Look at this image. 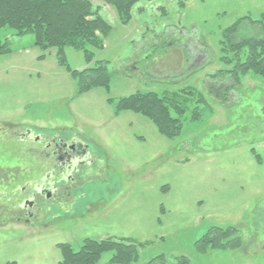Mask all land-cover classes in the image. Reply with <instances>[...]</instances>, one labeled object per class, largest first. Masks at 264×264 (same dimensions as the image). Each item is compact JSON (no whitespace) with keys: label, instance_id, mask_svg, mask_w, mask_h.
Segmentation results:
<instances>
[{"label":"rangeland","instance_id":"1","mask_svg":"<svg viewBox=\"0 0 264 264\" xmlns=\"http://www.w3.org/2000/svg\"><path fill=\"white\" fill-rule=\"evenodd\" d=\"M92 2L113 31L103 50L91 49V63L68 47V67L56 48L35 47L32 35L1 32L12 53L0 57V216L11 214L9 200L17 208L28 198L25 182L52 167L45 146L25 138L26 130L32 138L80 141L91 158L73 191L60 196L68 201L62 214L51 217L49 202L37 220L3 218L0 264H60V245L78 250L88 238L143 244L134 264L160 255L166 264H264V79L248 71L232 92L223 90L231 80L220 88L210 81L246 61L251 44L240 45L263 44L264 24L257 22L264 0H141L128 24L104 0ZM235 25L230 42L226 32ZM100 61L110 71V90L78 96L71 71ZM139 92L187 100L180 136H163L133 111L115 113L120 98ZM228 226L237 227L240 248L199 251L210 229Z\"/></svg>","mask_w":264,"mask_h":264},{"label":"trees","instance_id":"2","mask_svg":"<svg viewBox=\"0 0 264 264\" xmlns=\"http://www.w3.org/2000/svg\"><path fill=\"white\" fill-rule=\"evenodd\" d=\"M104 1L116 11L120 22L128 24L132 21L133 11L141 0ZM99 11L100 8H95L92 0H0V57L12 53L9 38L1 37L2 30L8 29L15 37L32 35L35 47L44 52L50 48H56L61 64L68 66L65 61V49L68 47L82 51L87 62L91 63L94 60L91 56L94 55L91 49L103 50L105 40L113 31L110 23L103 19ZM257 23L264 24V19ZM237 26H233L226 32V38L230 39V42L235 36ZM261 32L264 33L262 30ZM248 43L251 44V48L245 62L238 60L235 68L223 71V74L226 75H223L224 77L221 75L210 77L211 80H209L217 83L218 88H220V82L228 79L232 83L225 85L223 90L232 92L233 89L239 87V76L248 71H253L254 74L264 79V42L261 44L248 41L240 45L238 49L243 48V45L247 46ZM167 56L165 54L163 60L166 65H169ZM39 59H43V56ZM103 63L104 61H100L82 72L71 71L78 87V96L90 91L93 87L110 90V71L107 63ZM162 63L164 62L162 61ZM209 89L216 95V88L210 86ZM191 92L194 93V91ZM182 105L186 107L187 100H183L175 93L160 95L156 92H139L120 98L116 102L114 110L116 114L123 111L141 114L150 119L163 136L173 139L180 136L183 128L181 118L189 110L188 107L182 108ZM197 115L194 116V119L198 118ZM255 157L257 156L255 155ZM241 243L242 237L237 227L232 226L213 227L197 242L200 252H205L208 249L233 250L240 248ZM142 246L143 244L129 240L117 241L110 238L93 240L88 238L83 241L78 250L69 244L60 245L63 252L60 264H96L107 253L113 254L107 264H134L139 261V249ZM187 262L182 258L181 264H187ZM166 263L167 257L160 255L146 264ZM6 264L18 263L13 261Z\"/></svg>","mask_w":264,"mask_h":264},{"label":"flooded vegetation","instance_id":"3","mask_svg":"<svg viewBox=\"0 0 264 264\" xmlns=\"http://www.w3.org/2000/svg\"><path fill=\"white\" fill-rule=\"evenodd\" d=\"M26 131L27 136L25 138L33 139L34 144L41 143L45 146V153L43 152V154L46 160L52 159V167L45 176L31 180L33 182H25V187L22 188V191L28 194V198L25 197L24 202L18 203L17 208L16 202L14 203L9 200L8 204L10 202H12L10 204H13L12 212L9 210V207H4L11 214L7 217L3 215V218L29 222L34 219L37 220V218L45 217L44 208H48L49 202L56 208L54 211L56 214L50 216L57 217L62 214L61 211H66V207H68V201L61 197L73 191L74 186L78 183L79 176L82 174L80 169H83L84 166L86 167L89 164L87 160L91 156L88 145L72 138L67 139L59 136L49 137V133L42 135L45 140L40 136L32 138L31 134L33 131ZM41 197L44 200H40ZM67 199L71 205L74 204L75 201L71 196ZM45 200L47 202H44ZM39 206L41 209H39ZM3 218L0 216V222H5Z\"/></svg>","mask_w":264,"mask_h":264}]
</instances>
